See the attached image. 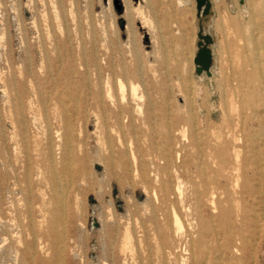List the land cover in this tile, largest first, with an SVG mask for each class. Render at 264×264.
I'll list each match as a JSON object with an SVG mask.
<instances>
[{
    "label": "rangeland",
    "instance_id": "374dc122",
    "mask_svg": "<svg viewBox=\"0 0 264 264\" xmlns=\"http://www.w3.org/2000/svg\"><path fill=\"white\" fill-rule=\"evenodd\" d=\"M114 2L0 0V243L25 226L28 200L51 196L55 175L71 222L49 264H264V100L246 113L253 141L220 146L224 161L208 144L229 136L224 78L259 0H128L130 12ZM99 89L112 94L103 106ZM153 110L178 113L176 141L153 132Z\"/></svg>",
    "mask_w": 264,
    "mask_h": 264
},
{
    "label": "bare ground",
    "instance_id": "6f19581e",
    "mask_svg": "<svg viewBox=\"0 0 264 264\" xmlns=\"http://www.w3.org/2000/svg\"><path fill=\"white\" fill-rule=\"evenodd\" d=\"M123 2H124L123 6H125L126 10L130 12L128 0H123ZM253 10H254L253 12L258 17V19L257 20L253 19L249 21L250 34L244 36L242 35L240 37L244 41V45L242 47V55L236 53L235 56H237V58L229 61V72L228 74H226V77L224 78L226 82V86L224 90V95L222 97H223V101L226 102L227 104L226 112L228 118L227 124L229 127L228 130L229 136H226L224 138L223 137L219 138V142L216 141V139H211V141H208L210 142L208 144L214 146L213 157L218 158L220 161H224L226 155L224 150L220 148V146H227L230 144L234 145V143L236 141L238 142L239 140L244 142L254 140L253 137H247L244 133V127L246 125V120H245L246 113L250 111L252 116L257 115L258 114L257 107L259 105V101L260 99L264 100V0H259V4L255 5ZM182 14L184 13H181V15ZM116 84H117L116 85L117 89L121 93L120 95L121 99H119L118 101V107L120 109V114H121L122 111L123 110L125 111L126 108L125 106L122 105V102H124V100L126 99L124 94L125 85L120 79L116 80ZM128 88L131 99L141 98V96L138 95L137 85L130 82L128 84ZM105 97H107L108 99L112 97V94L109 89L105 91H103V89L97 90V98H98L97 101L99 105L101 106L104 105L103 98ZM140 110H141L140 105L136 104V111L140 112ZM120 114H119V118H121V121L119 122V124L123 127L125 126L123 124L124 122L123 119L125 118V116L124 118H122L120 117ZM144 119L146 121H151L153 132L158 133L163 141L165 142L176 141V138L173 134L174 132L173 122L174 120H179V115L177 112H170L166 110H160V111L153 110L152 112H148L144 117ZM191 119H192L191 117L187 119L188 123L190 122ZM127 120H129V122L127 123L126 126L134 127V123H133L134 120L132 114L129 116V118H127ZM190 142H191L190 144L191 146L193 145V147L195 146L199 147L201 143V136H199L195 132L191 133ZM66 147L67 148L65 150L66 152L65 157L67 156V159H70L73 149L71 147V144L70 147L67 145ZM238 149L240 148L238 147ZM175 155L179 156V152L177 150L175 151ZM238 155H239L238 150H235L233 154V158H235L234 160L238 158ZM209 156L212 157V155ZM132 157H133L132 160L134 161L135 157L134 156ZM167 157H168V166L166 167V173L168 174V177L171 178L175 176L173 174H177V172H179L180 167L178 168L173 165L174 160L171 158L170 153H167ZM11 173L13 174L12 171ZM4 177L5 174L0 173V206L2 204L1 197L3 195L4 186H5V183L2 180V178ZM56 178L57 177L55 175L52 176V181H50V187L52 193L51 196H48L46 201L42 197L40 202L39 201L35 202L34 199L28 200L26 202L24 209L26 224L25 226H22L21 224L18 223L12 228V235H13L12 237H15V239L14 240L10 239V241L6 246L3 243H0L3 244L0 246V264H47V262L49 264V262L52 261L54 257L52 245L56 243V241L57 243L61 242L63 239L62 234L60 233L61 232L60 227H64L66 224L71 222L70 221L71 211L68 206V200L64 196V191L61 189ZM209 200H211V197L209 198ZM36 203L39 204H37V206H34V204ZM2 219H4L3 226H7L10 219L7 220L5 216L0 215V222L2 221ZM173 221L175 223L177 230L181 232L183 230V225L181 224L175 213L173 214ZM102 228H104V225H102ZM130 238L131 236L130 233L128 232V229H125L124 236L122 239V246H121L122 249H126L129 247Z\"/></svg>",
    "mask_w": 264,
    "mask_h": 264
},
{
    "label": "water",
    "instance_id": "95a60500",
    "mask_svg": "<svg viewBox=\"0 0 264 264\" xmlns=\"http://www.w3.org/2000/svg\"><path fill=\"white\" fill-rule=\"evenodd\" d=\"M114 3H115V6H116L117 10H120V5H118L117 0H115ZM94 225L96 226L97 224L95 223Z\"/></svg>",
    "mask_w": 264,
    "mask_h": 264
}]
</instances>
